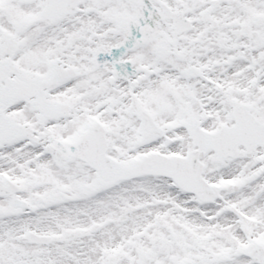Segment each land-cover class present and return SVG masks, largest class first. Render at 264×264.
Here are the masks:
<instances>
[{"label":"snow or ice","instance_id":"obj_1","mask_svg":"<svg viewBox=\"0 0 264 264\" xmlns=\"http://www.w3.org/2000/svg\"><path fill=\"white\" fill-rule=\"evenodd\" d=\"M0 264H264V0H0Z\"/></svg>","mask_w":264,"mask_h":264}]
</instances>
